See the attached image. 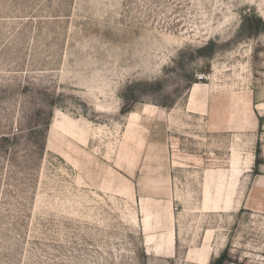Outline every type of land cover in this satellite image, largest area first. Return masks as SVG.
Listing matches in <instances>:
<instances>
[{
  "label": "rangeland",
  "instance_id": "374dc122",
  "mask_svg": "<svg viewBox=\"0 0 264 264\" xmlns=\"http://www.w3.org/2000/svg\"><path fill=\"white\" fill-rule=\"evenodd\" d=\"M261 80L264 0H0V264H264L199 115Z\"/></svg>",
  "mask_w": 264,
  "mask_h": 264
},
{
  "label": "crops",
  "instance_id": "0c3cea01",
  "mask_svg": "<svg viewBox=\"0 0 264 264\" xmlns=\"http://www.w3.org/2000/svg\"><path fill=\"white\" fill-rule=\"evenodd\" d=\"M246 93V101L248 109L251 111L248 115L247 122L244 123L243 117L237 112L234 114L232 93L223 100L215 95L213 114H200L208 116L215 129V133H230L236 140L247 142L250 145L261 144L262 158L264 160V80L253 82L252 86L243 92ZM218 101L220 102L218 104ZM219 105V107H218ZM240 157L236 165L237 171L240 173V185H246L243 192H239V188L235 196H249L246 200V206L254 213L264 215V164L260 165V174H255L254 169L257 166L256 149L238 151ZM232 152L230 153L231 157ZM228 160V165L233 169L232 159ZM234 197L231 194L230 204L227 207H232Z\"/></svg>",
  "mask_w": 264,
  "mask_h": 264
},
{
  "label": "built area",
  "instance_id": "2783aa9c",
  "mask_svg": "<svg viewBox=\"0 0 264 264\" xmlns=\"http://www.w3.org/2000/svg\"><path fill=\"white\" fill-rule=\"evenodd\" d=\"M205 79H207L204 75H200L199 77H198V80L199 81H203V80H205Z\"/></svg>",
  "mask_w": 264,
  "mask_h": 264
},
{
  "label": "trees",
  "instance_id": "16d2710c",
  "mask_svg": "<svg viewBox=\"0 0 264 264\" xmlns=\"http://www.w3.org/2000/svg\"><path fill=\"white\" fill-rule=\"evenodd\" d=\"M257 165H258V162H257Z\"/></svg>",
  "mask_w": 264,
  "mask_h": 264
}]
</instances>
